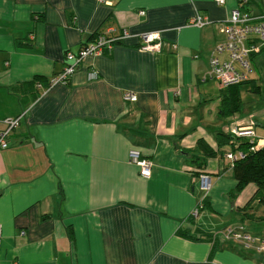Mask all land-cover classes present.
<instances>
[{
    "label": "crops",
    "instance_id": "0c3cea01",
    "mask_svg": "<svg viewBox=\"0 0 264 264\" xmlns=\"http://www.w3.org/2000/svg\"><path fill=\"white\" fill-rule=\"evenodd\" d=\"M238 2L0 0V131L22 114L0 148V264L264 263L263 254L211 236L244 227L248 198L259 195L248 184L231 196L229 150L216 146L217 133L252 116L242 107L229 114L240 85L221 88L209 75L210 57H227L215 47ZM239 9L262 14L263 0ZM196 13L211 22L189 25ZM122 30L129 36L49 87L65 52ZM144 32L158 33V51L138 48ZM255 136L252 150L264 146V134ZM198 140L220 155L204 157ZM130 149L151 161L148 178L128 161Z\"/></svg>",
    "mask_w": 264,
    "mask_h": 264
},
{
    "label": "built area",
    "instance_id": "2783aa9c",
    "mask_svg": "<svg viewBox=\"0 0 264 264\" xmlns=\"http://www.w3.org/2000/svg\"><path fill=\"white\" fill-rule=\"evenodd\" d=\"M216 5H223L225 0H213ZM246 0H239L238 5L229 11L227 18L224 20L220 31L224 35L221 44L215 47V52L224 51L227 55L224 61H219L216 56L209 59V75L216 80L221 88H227L238 85L248 79L251 71L249 58L251 54L257 53L259 45L264 42V13L252 15L248 12L241 11L239 5L245 3ZM142 13V12H140ZM211 21L206 16L195 14L189 20V25L202 27ZM111 29L108 28L107 31ZM128 33L122 30L120 35L110 36L106 34H98L91 42L86 43L76 52H65L64 59L66 63L59 73L50 77L48 85L65 84L69 76L74 71L75 66L81 62L86 56H96L103 49H110L112 44L118 40L128 37ZM140 50L158 51L160 48V39L157 32H144L139 34ZM91 79L96 78V72L91 70L88 73ZM124 101H135L136 97L133 93L125 92L122 96ZM22 116L3 120L4 127L0 131V148L6 147V136L12 128H14ZM254 122L252 116L244 125H232L227 128V132L234 137L248 138L253 140ZM243 156L241 151L226 152L224 157L232 162ZM128 161L134 164L138 169V175L142 178H148L150 175L151 161L140 156L137 149H130L127 153ZM203 188L208 187L206 178H201ZM200 205L197 204L190 212L191 217H196ZM227 240H233L240 243L245 249L253 250L264 255V237L252 235L244 230L242 226H227L219 232ZM23 235V232H20ZM264 264V263H258Z\"/></svg>",
    "mask_w": 264,
    "mask_h": 264
},
{
    "label": "trees",
    "instance_id": "16d2710c",
    "mask_svg": "<svg viewBox=\"0 0 264 264\" xmlns=\"http://www.w3.org/2000/svg\"><path fill=\"white\" fill-rule=\"evenodd\" d=\"M37 79L39 78L36 77L34 78L33 81H36ZM248 82H251V81L247 79L238 85L248 83ZM251 83L254 84L253 82ZM238 85H235V86H238ZM235 86H233V88ZM241 107H242V103L239 97L235 96L231 101H229L227 112L229 114L237 112ZM222 112L226 113L224 111ZM240 139L241 138L232 136L228 132L216 134V146L218 148L228 144L230 146L231 151H234L235 149H240L241 153L243 154L241 158L235 159L232 162H229L230 167H231L232 178L235 181V185L231 193V196L233 197L236 196L238 193L242 191V189L246 185L253 184L255 186V192L253 195L255 196L259 194L258 200L264 202V146L256 150H252L253 145L255 144V141L253 140L240 141ZM196 144L198 145V147L201 148V152L204 157L214 156L216 153L220 155V152H221L220 150L213 151L210 147H208L201 140H198ZM194 161H198V158L197 157L194 158ZM202 161L203 159L201 160L200 163H198V167H200V165L202 164ZM199 205L201 209L203 205L201 203ZM232 226H235V225H232ZM219 232L220 231L216 233H212L211 236L214 237L215 235L219 234Z\"/></svg>",
    "mask_w": 264,
    "mask_h": 264
},
{
    "label": "rangeland",
    "instance_id": "374dc122",
    "mask_svg": "<svg viewBox=\"0 0 264 264\" xmlns=\"http://www.w3.org/2000/svg\"><path fill=\"white\" fill-rule=\"evenodd\" d=\"M258 51L259 52L252 58H249L251 71L248 74V79L254 84L248 82L240 85V99L243 108V112L241 113L247 112L249 115H252L254 121L257 120L263 124V126L254 125L253 129L256 134H264V46ZM245 139L251 140L248 138H241V140ZM223 148L231 152L229 145H224ZM247 191L248 187L244 192L246 193ZM258 196L259 195L254 198H248L247 205L249 206L246 212L252 214V216L251 218L243 217L242 223L244 227L252 228V231H254L253 233L264 236V202L259 201Z\"/></svg>",
    "mask_w": 264,
    "mask_h": 264
}]
</instances>
